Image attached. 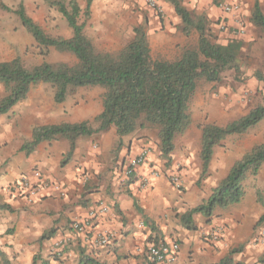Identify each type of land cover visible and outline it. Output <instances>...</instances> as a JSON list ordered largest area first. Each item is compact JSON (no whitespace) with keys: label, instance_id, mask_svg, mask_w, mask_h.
Instances as JSON below:
<instances>
[{"label":"crops","instance_id":"0c3cea01","mask_svg":"<svg viewBox=\"0 0 264 264\" xmlns=\"http://www.w3.org/2000/svg\"><path fill=\"white\" fill-rule=\"evenodd\" d=\"M213 1L180 0V5L206 26L215 28L213 22H218L216 28L220 31L222 22L235 27L233 16L222 13L220 3H238L245 11L248 2L242 0L243 6L240 0ZM155 2L161 13L150 9L144 0H92L84 33L98 50L113 52L128 44L134 38L133 29L141 27L151 57L154 54L166 59L176 57L191 38L197 37L198 41V33L193 29L189 35L184 34L183 23L171 0ZM262 2L254 0L253 6L258 3L262 11ZM77 3L83 8L85 0ZM38 4L41 9L42 3ZM30 17L38 21L37 14ZM66 28L65 38H70L72 31ZM220 32L212 36L216 43L242 42L235 67L230 69L234 73L224 77L223 72L216 82L196 85L189 104L191 124L174 141L171 169L164 171L160 167L163 163L158 157L156 130L150 127L138 128L122 138L110 127L103 133L78 138L71 153L70 143L64 138L41 142L28 155L22 151L23 145L32 140L35 128L93 123L102 112L101 98L84 90L96 87L78 88L57 104L51 87L39 83L31 87L23 101L0 115V206H6L0 208V251L10 264H29L36 254L50 259V264H77L81 251L92 253L103 264H153L147 249L156 237L166 243H177L178 252L173 263L155 264H212L237 248L233 259L252 264L264 254V237L256 240L261 228H255L264 211L257 200V192L264 191V165L257 175L244 179L240 203L216 211L210 223L195 214V229L187 230L179 220L181 214L208 198L236 161L264 144L263 117L244 134L230 135L214 147L207 176L198 184L200 125L225 126L264 105V57L251 54L252 71H244L239 61L243 42L253 40L252 34L246 31L239 37L233 31ZM3 48L0 42V57L4 55ZM12 59V56L7 60L0 58V62ZM98 90L102 93V89ZM3 95L0 85V99ZM142 149L148 151L145 162L130 180L123 181L125 167ZM33 170L40 171L59 189H42L31 201L8 191L24 177L34 182ZM153 170L161 173L152 176ZM169 175L179 178L180 188L171 183ZM144 178L148 184L143 187L140 184ZM101 207H107L106 212H100ZM92 208L99 212L89 218ZM83 222H89L86 232L76 233L72 224ZM218 226L223 233L212 240L210 233ZM49 232L52 235L42 240ZM98 234H109L108 244H95ZM54 255L59 262L52 259Z\"/></svg>","mask_w":264,"mask_h":264},{"label":"trees","instance_id":"16d2710c","mask_svg":"<svg viewBox=\"0 0 264 264\" xmlns=\"http://www.w3.org/2000/svg\"><path fill=\"white\" fill-rule=\"evenodd\" d=\"M43 2L62 15L72 31L70 38L47 34L29 16L21 3L12 9L0 0V10L17 17L43 56H46L49 49H54L72 55L75 63L44 62L26 67L19 57L9 62H0V85L4 89V95L0 99V115L23 101L31 87L39 83L51 87L53 101L57 104L64 102L78 88L100 87L103 91L102 112L94 118L93 123H64L35 128L32 140L23 145L22 151L28 155L41 142L64 138L70 143L71 153L78 138L103 133L110 127L115 129L119 138L131 135L138 128L150 127L156 130L158 157L163 163L160 167L164 171L169 169L174 141L191 124L188 108L196 92V81L204 78L207 82H216L221 73L234 68L242 42L233 40L226 45L216 43L205 22L194 20L180 5V0H171L175 13L183 23L184 34L189 35L193 29L198 33L195 48H185L173 60L153 59L143 28L136 27L133 29L134 38L120 50L101 52L84 33L90 19L92 0H85L83 9L77 0ZM250 23L264 33V15L258 3L252 8ZM263 117L264 105L252 109L247 115L225 126L213 123L200 125L201 173L198 184L207 176L214 147L230 135L244 134ZM263 165L264 144L255 146L236 161L227 175L211 190L206 200L179 216L180 224L187 230H194L193 215L200 214L206 219V223H210L216 211L226 210L240 203L244 196V179L247 175H257ZM257 200L264 210V192H257ZM255 228H264V211ZM52 233L44 234L41 239L50 237ZM160 241L163 240L156 237L152 244ZM238 251L239 248L234 249L228 256L212 264H246L233 259L232 256ZM52 259L59 262L55 255ZM0 264H10L1 251ZM29 264H50V259L36 254ZM77 264L103 263L92 253L81 251ZM252 264H264V254Z\"/></svg>","mask_w":264,"mask_h":264},{"label":"rangeland","instance_id":"374dc122","mask_svg":"<svg viewBox=\"0 0 264 264\" xmlns=\"http://www.w3.org/2000/svg\"><path fill=\"white\" fill-rule=\"evenodd\" d=\"M1 1L6 6L12 9L16 8L18 4L21 3L23 4L27 13L30 16L37 14L38 21L36 23L39 24L47 34H50L51 36H55V37L60 36L63 38L68 36V32L66 30L67 26H64L67 24L64 18L62 17V15L55 8H49L46 4H44L43 0H1ZM209 1H213V0H209ZM217 1L219 0H214L213 2H217ZM244 1H248V2L247 4L245 3L246 9L245 11L242 10L240 17H241L243 26L245 28V34H246V31L247 33L250 32L252 34L253 40L248 41V42H243L244 50L241 53L239 61L241 62V66L242 68H244V71L245 70L252 71V70H249L251 69L252 63H253L251 54L255 56L264 57V33H262L258 28L254 27L250 23L251 11H252L254 0H244ZM240 2L242 3V0H240ZM38 3H42L43 6L41 7V9L40 8L38 9L37 5H40ZM35 11L39 13H36ZM262 12L264 13V2H262ZM232 18H234V16ZM213 24L215 25V28L212 26H207V29L210 30L212 36L214 35V33L218 35V32H220L216 28V26H218L217 25L218 22L216 23V21H214ZM245 26H247V29ZM226 33H230V32H226ZM0 42H2V46L4 47L2 53L5 55V56L3 55L2 57H0L2 60H7L11 56L13 59L16 57H19L26 67H33V66L42 64L44 62L49 63V64H55V63H60V62L67 63V64L75 63V58L72 55L68 53H61L54 49H49L47 51L46 56H43L38 46L35 44L32 37L22 27L17 17L11 13L3 12L1 10H0ZM196 42H197V37L191 38L186 48H195ZM258 43H260V45H258ZM101 52H104V51H101ZM180 55H176V57L166 59V58H161V55L159 54H154L152 55V58L173 60L175 58H178ZM232 73H234L232 70L230 69L226 70L224 71V74H225L224 77L230 76L232 75ZM201 83L205 85L208 82L204 78H199L196 81L197 87ZM98 89H102V88L96 87L94 90L85 89L84 91L86 93H91V95L95 97L99 94L101 98L102 93ZM188 112H189V108H188ZM171 167H172V162H171L169 169H171ZM261 231L264 232V228H261ZM262 237H264V234Z\"/></svg>","mask_w":264,"mask_h":264},{"label":"built area","instance_id":"2783aa9c","mask_svg":"<svg viewBox=\"0 0 264 264\" xmlns=\"http://www.w3.org/2000/svg\"><path fill=\"white\" fill-rule=\"evenodd\" d=\"M146 5L152 9L153 11L157 13H161L160 7L157 5L155 0H144ZM219 9L222 11V13L227 15L234 16L233 22L235 27L232 28L228 25L226 22H222L219 25L220 31L223 32H229L233 31L232 33L235 36H243L245 34V28L243 26L242 20H241V6L238 3H229V2H222L219 5ZM148 151L147 149H142L139 154H137L135 157L130 159L127 166L125 167L123 173H122V180L127 181L130 180L132 175L134 174L135 170L141 166L147 157ZM161 173L160 170H153L150 174L152 176H159ZM32 177L34 179V182H32L27 177L22 178L19 183L12 185L9 187L8 191L13 194H19L23 195L25 199L28 201H31L33 198H35L40 190L42 189H59V186L54 184L53 182H50L49 179L44 177L42 173L38 170L32 171ZM169 179L171 183L174 184L176 188H180L181 184L179 181V178L176 176H170ZM148 184V179L144 178L141 182V186H146ZM107 207H101L99 210L100 212H106ZM99 211H96L95 208L90 209L89 218H92L95 216V214ZM89 226V222H83V223H73L72 229L78 233L83 234L86 232L87 227ZM222 227L218 226L216 227L213 232L210 233V237L212 240H217L222 235ZM264 232L260 230V234L258 237H256L257 241L263 236ZM110 240L109 234H98L95 238V244L98 245H106L108 244ZM178 252V244L175 242L166 243L164 241H160L156 244H151L148 246L147 249V256L148 258L155 263H173L176 260V254Z\"/></svg>","mask_w":264,"mask_h":264}]
</instances>
